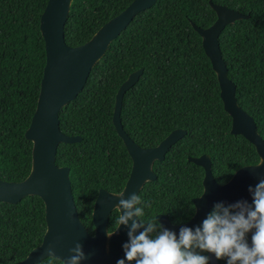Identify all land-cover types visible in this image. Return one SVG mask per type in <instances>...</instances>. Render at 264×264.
Returning a JSON list of instances; mask_svg holds the SVG:
<instances>
[{
  "label": "trees",
  "instance_id": "1",
  "mask_svg": "<svg viewBox=\"0 0 264 264\" xmlns=\"http://www.w3.org/2000/svg\"><path fill=\"white\" fill-rule=\"evenodd\" d=\"M48 1L0 0V179L8 182L24 181L32 168L33 144L25 134L46 65L40 21ZM133 1L74 0L65 26L66 43L71 47L87 43ZM210 1L250 15L226 26L219 43L238 103L254 118L264 140V0H157L111 43L83 91L60 111L61 131L82 141L62 143L56 163L70 168L79 217L92 235L99 191L120 193L132 170L113 114L119 88L139 69L140 80L123 98L121 120L129 137L142 148H152L177 129L187 132L163 161L155 162L157 179L139 194L151 204L142 219L162 214L179 225L194 216L193 199L203 193L205 171L189 157L209 155L219 184L242 167L259 163L255 146L231 134L232 118L217 75L192 26L208 28L215 23ZM118 215L115 210L110 217V232L118 226ZM46 230L40 197L28 196L15 205L0 202V264L24 260L41 245ZM38 264L60 261L48 258ZM218 264H227V258Z\"/></svg>",
  "mask_w": 264,
  "mask_h": 264
},
{
  "label": "water",
  "instance_id": "2",
  "mask_svg": "<svg viewBox=\"0 0 264 264\" xmlns=\"http://www.w3.org/2000/svg\"><path fill=\"white\" fill-rule=\"evenodd\" d=\"M74 0H49L41 16L40 30L45 41L46 65L36 111L26 131V139L33 144L32 168L29 176L21 182L0 179V202L18 204L28 196H38L45 204L47 230L41 245L33 249L21 262L15 264H38L48 259L47 249L55 248L57 260H66L75 243H80L87 256L82 264H117L120 259L127 261L123 245L129 241L128 227L121 225L110 232L109 222L119 204L121 196L128 198L132 193L140 194L148 182L157 179L154 164L163 161L171 148L183 139L187 132L177 129L159 145L142 148L135 143L123 128L121 112L126 92L140 80L143 69L129 75L116 95L113 124L123 140L132 159L129 179L120 193L105 189L99 191L93 208L92 235L79 217L73 197L70 168L59 167L56 163L58 148L62 143L73 144L82 141L80 136H69L60 129V111L83 91L92 69L104 57L111 43L121 35L134 18L151 8L157 0H134L119 15L105 23L85 44L71 47L66 43L65 26ZM217 19L208 28L195 23L194 30L200 35L202 45L220 85V94L225 110L232 118L231 134L241 135L252 143L259 155L256 165L242 167L225 184H219L212 172L209 155L189 157L188 161L205 171L202 197L193 199L194 216L184 224H173L166 215H157V221L166 229L176 233L182 227L195 230L218 203L232 205L239 201L253 203L249 188H254L264 179V140L258 132L254 118L239 105L236 85L228 77L227 65L223 59L219 37L226 26L249 19L227 6L209 2ZM131 223V222H130ZM142 231V229H141ZM255 230H253L254 232ZM113 233L109 237L108 233ZM139 234V232H137ZM252 233L248 234L251 246ZM209 264H218L214 254L208 253ZM60 261V260H59Z\"/></svg>",
  "mask_w": 264,
  "mask_h": 264
},
{
  "label": "clouds",
  "instance_id": "3",
  "mask_svg": "<svg viewBox=\"0 0 264 264\" xmlns=\"http://www.w3.org/2000/svg\"><path fill=\"white\" fill-rule=\"evenodd\" d=\"M249 192L253 197L251 205L247 201L228 206L218 203L202 226L195 230L182 227L179 238L175 232L164 228L157 216L142 219L145 207L150 208L151 204L142 201L140 195L132 193L126 199L122 195L115 208L119 212L115 223L129 229V241L123 245L127 261L134 264H209L210 257L205 253H212L218 260L227 258V264H264V179L254 188L250 187ZM250 232L251 246L247 240ZM112 234L109 232V237ZM46 251L50 260L58 259L53 246ZM69 251L71 254L66 260L59 259L60 264H82L87 259L80 243H75ZM117 264H125V260L120 259Z\"/></svg>",
  "mask_w": 264,
  "mask_h": 264
}]
</instances>
